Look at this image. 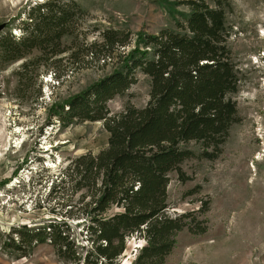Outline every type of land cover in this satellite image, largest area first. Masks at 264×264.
I'll return each instance as SVG.
<instances>
[{"label": "trees", "instance_id": "16d2710c", "mask_svg": "<svg viewBox=\"0 0 264 264\" xmlns=\"http://www.w3.org/2000/svg\"><path fill=\"white\" fill-rule=\"evenodd\" d=\"M210 1L177 2L187 12L175 20V31H140L134 36L104 29L99 41L88 43L84 35L80 38L85 12L79 4L48 0L25 12L20 37L0 35V69L24 60L15 73L16 92L23 84L34 85L39 69L59 77L56 67L65 54L71 63L89 57L112 66L107 75L48 109L47 124L53 119L62 128L101 122L108 134L105 149L70 160L58 184L50 187V198L58 195V205L68 207L63 217L83 224L89 247L78 251L64 220L36 228L21 225L8 247L24 257L25 249L48 241L64 260L116 264L126 239L136 235L144 245L133 264H165L180 232L206 231L205 221H196L193 211L171 217L166 209L169 174L183 180L181 165L194 157L188 144L200 145L201 158L215 160L230 128L239 122L232 97L241 79L226 24L231 0ZM65 37L72 38L70 45L62 43ZM33 52L37 55L30 59ZM137 73L149 79L147 103L111 113L108 102L135 85ZM67 186L79 194L77 202L61 200ZM200 205L198 211L205 213L206 203Z\"/></svg>", "mask_w": 264, "mask_h": 264}, {"label": "rangeland", "instance_id": "374dc122", "mask_svg": "<svg viewBox=\"0 0 264 264\" xmlns=\"http://www.w3.org/2000/svg\"><path fill=\"white\" fill-rule=\"evenodd\" d=\"M45 1L0 0V25L5 24L0 35L15 31L20 37L25 12ZM74 1L85 12L79 33L88 43L99 41L104 29L134 36L140 31H175V20L187 12L183 5H176L181 0ZM226 24L241 79L232 97L239 122L230 128L217 159L201 158L200 145L190 143L194 157L181 165L184 179L169 174L166 214L175 217L193 211L196 221H205L206 231L180 232L165 264H264V0H231ZM71 42L72 38L62 39L64 45ZM60 57L59 77L39 69L34 85L23 84L18 92L15 73L24 60L0 69V264H77L60 258L48 241L25 249L27 255L20 256L7 244L10 237L17 240L13 232L21 225L36 228L64 220L78 251L84 252L90 244L83 224L63 217L68 207L58 205V195L50 198L49 193L51 183L58 184L70 160L98 154L107 147L108 134L101 122L62 128L53 119V124H47L48 109L107 75L112 66L89 57L76 63H71L68 54ZM136 76L135 85L108 102L111 113L147 103L149 79L141 73ZM62 192L64 204L77 202L79 194L68 186ZM201 202L207 206L202 214L198 211ZM143 245L136 235L127 238L116 264H133Z\"/></svg>", "mask_w": 264, "mask_h": 264}, {"label": "water", "instance_id": "95a60500", "mask_svg": "<svg viewBox=\"0 0 264 264\" xmlns=\"http://www.w3.org/2000/svg\"><path fill=\"white\" fill-rule=\"evenodd\" d=\"M4 28H5V24H1L0 25V33L4 30Z\"/></svg>", "mask_w": 264, "mask_h": 264}, {"label": "built area", "instance_id": "2783aa9c", "mask_svg": "<svg viewBox=\"0 0 264 264\" xmlns=\"http://www.w3.org/2000/svg\"><path fill=\"white\" fill-rule=\"evenodd\" d=\"M13 35H14L15 37H17V38H18V35L16 34V32H15V31L13 32Z\"/></svg>", "mask_w": 264, "mask_h": 264}, {"label": "bare ground", "instance_id": "6f19581e", "mask_svg": "<svg viewBox=\"0 0 264 264\" xmlns=\"http://www.w3.org/2000/svg\"><path fill=\"white\" fill-rule=\"evenodd\" d=\"M262 35L264 36V30L262 31ZM256 159V158H255Z\"/></svg>", "mask_w": 264, "mask_h": 264}]
</instances>
